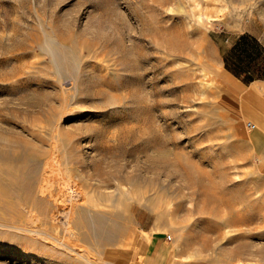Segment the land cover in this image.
I'll return each mask as SVG.
<instances>
[{
	"label": "rangeland",
	"instance_id": "374dc122",
	"mask_svg": "<svg viewBox=\"0 0 264 264\" xmlns=\"http://www.w3.org/2000/svg\"><path fill=\"white\" fill-rule=\"evenodd\" d=\"M262 59L264 0H0L7 168L49 154L85 186L0 208V264H141L155 238L169 263L264 264ZM91 201L100 245L63 215Z\"/></svg>",
	"mask_w": 264,
	"mask_h": 264
},
{
	"label": "bare ground",
	"instance_id": "6f19581e",
	"mask_svg": "<svg viewBox=\"0 0 264 264\" xmlns=\"http://www.w3.org/2000/svg\"><path fill=\"white\" fill-rule=\"evenodd\" d=\"M100 143L102 144L100 150L106 151L110 148V146L107 145V141L105 143L101 141ZM11 157L12 154L9 155V153H6V151L4 152L0 150V208L5 212L7 211L10 213L12 211H17V208L19 206H22L27 211L34 212L32 214L34 216L40 214L47 215V211H45V209H42L41 203L38 200H35V194H45L47 192L49 194L48 197L58 200L62 197L63 187L71 189V192L73 193H75L77 190L82 191L83 189H85V186L82 182L74 180L71 169L69 170L68 168H65V171L63 173H60V167H55V165L51 161L47 160L49 158V154H42L40 156H37L38 159L32 166L30 174L28 172V175L27 173H25V175H22L21 177L13 176L11 174L12 171L9 170L13 168H7L11 167L9 166V160ZM54 157L52 158L53 160ZM2 167H4V169ZM55 182H58L60 187L57 191L59 198H57L56 193H53L50 189L51 184ZM89 205L90 206L87 207L77 208V211L75 212L70 209L63 208V215L65 217V222L69 230L70 237L76 239L75 242L82 241V239L84 238V235L81 232V230L83 229L90 230L92 237H94V240L97 241L96 243L100 245L103 238L106 236V231L113 229L114 225L110 220H106L100 213V211L94 210L95 207L98 206H95L93 201L89 202ZM88 212L93 213L94 216L92 219L87 217ZM46 220L47 218L44 217V221L47 223L48 221ZM73 229H76L77 233L72 232ZM159 244L160 241L156 238L150 240V254L149 256L143 258L141 264H145L149 261L152 263L153 261H155V263L163 261V250L159 247ZM66 245L69 247H73V241L68 240ZM171 264L183 263L177 262L174 259Z\"/></svg>",
	"mask_w": 264,
	"mask_h": 264
},
{
	"label": "crops",
	"instance_id": "0c3cea01",
	"mask_svg": "<svg viewBox=\"0 0 264 264\" xmlns=\"http://www.w3.org/2000/svg\"><path fill=\"white\" fill-rule=\"evenodd\" d=\"M258 65H261L263 67V69H264V59H262L261 60V64L259 63ZM247 73L250 74L249 71H247ZM259 82H262L264 84V76H258V75L251 76V80H250L249 83L253 84V83H259ZM147 256H149V255H147V253H146L145 257H147ZM162 257H163V261H161V262L155 263V261H153V263H152V262L149 261V262H147L145 264H171V263L168 262V256L167 255L163 254Z\"/></svg>",
	"mask_w": 264,
	"mask_h": 264
},
{
	"label": "built area",
	"instance_id": "2783aa9c",
	"mask_svg": "<svg viewBox=\"0 0 264 264\" xmlns=\"http://www.w3.org/2000/svg\"><path fill=\"white\" fill-rule=\"evenodd\" d=\"M246 127L249 129V130H254L256 128V125L253 124L252 122H247L246 123Z\"/></svg>",
	"mask_w": 264,
	"mask_h": 264
}]
</instances>
